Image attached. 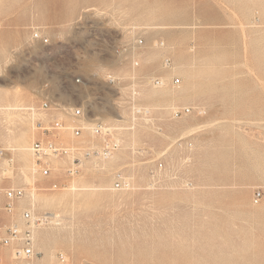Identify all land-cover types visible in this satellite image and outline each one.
I'll return each mask as SVG.
<instances>
[{"label": "rangeland", "instance_id": "1", "mask_svg": "<svg viewBox=\"0 0 264 264\" xmlns=\"http://www.w3.org/2000/svg\"><path fill=\"white\" fill-rule=\"evenodd\" d=\"M57 120L44 176L27 148ZM1 149L0 222L59 220L37 264H264V0H0Z\"/></svg>", "mask_w": 264, "mask_h": 264}, {"label": "built area", "instance_id": "2", "mask_svg": "<svg viewBox=\"0 0 264 264\" xmlns=\"http://www.w3.org/2000/svg\"><path fill=\"white\" fill-rule=\"evenodd\" d=\"M35 38L43 40L45 43L49 41V39L42 37V35L37 31L35 32ZM144 44V38L140 35L137 36L134 43L124 45L122 47L117 48V52L122 55H131L134 49L142 46ZM159 47L164 48L165 43L163 41L159 42ZM131 53V54H130ZM164 66L166 68H170L172 66V59L169 55L164 56ZM133 64L135 66H139L140 62L137 60H133ZM113 82L114 79H111ZM155 85L160 86L161 80L156 78L154 80ZM180 79L176 78L175 83H179ZM44 108L49 107V103L45 102L43 104ZM190 108H184L182 111H175L176 115L180 113H189ZM74 116L82 115V109L78 108L73 113ZM64 126L62 121H56L51 129H46L45 131L50 133V135H54L51 139L46 142L35 141L31 146V151L36 158V167L35 171L42 173L44 176H49L51 174V166L47 158L51 156H57L62 154L63 152H67V149L64 147L63 143L58 141L59 134L58 131ZM93 131L97 135L108 134L110 130L104 125H96L93 128ZM82 128L81 127H73V133L75 136L81 135ZM115 146V144H114ZM110 147L107 145V148ZM5 152L4 149L0 150V155H3ZM9 161H12L10 159ZM78 170L77 166H72L69 168L70 174H74ZM124 177H120L116 182V187H122L124 185ZM54 187H57L55 184ZM25 196V190L21 187L18 188H10L6 191L7 202L5 204V211L7 214L12 215L17 206L15 205V201L21 199ZM261 197V192L258 191L255 195V201L258 202ZM56 215H36L31 209H24L21 213L22 223L17 221L11 222L8 225H5L0 222V244L6 246L10 250V256L8 264H37V257L39 252L36 250L35 244V231L40 228L42 225L50 224L53 220H56ZM60 258L64 259V254L60 253ZM2 262V258L0 257V264Z\"/></svg>", "mask_w": 264, "mask_h": 264}, {"label": "bare ground", "instance_id": "3", "mask_svg": "<svg viewBox=\"0 0 264 264\" xmlns=\"http://www.w3.org/2000/svg\"><path fill=\"white\" fill-rule=\"evenodd\" d=\"M159 44V43H158ZM156 78H154L153 79V83H154V85H155V82H154V80H155ZM161 80V84H160V86H162L163 84H164V81L162 80V79H160ZM155 86H157V85H155ZM147 98H151L153 95H145ZM20 104H9L8 105V107H7V109L9 110V112H11L12 110H17V109H19L20 108ZM33 108V107H32ZM34 124V123H33ZM64 127V126H63ZM62 127V128H63ZM78 127V126H77ZM94 128V127H93ZM108 128V127H107ZM108 130H110V128H108ZM92 132L94 133V131H93V129H92ZM110 133H111V130H110V132H108V134H104V135H110ZM101 136V135H100ZM26 138V136L25 135H20L19 137H18V139H19V141H18V143H19V145L18 146H20L19 148H21V149H23V150H25V147L23 146V144H25V143H21V142H23L24 141V139ZM65 138V135L64 134H62V138L59 136V139H64ZM27 140V139H26ZM28 150H30V148H27ZM26 149V150H27ZM74 149V148H73ZM21 160L23 161V163L25 164V165H28V158H27V154L24 152V153H22L21 154ZM37 165V164H36ZM74 186V188H77L76 187V185L74 184L73 185ZM33 194V193H32ZM56 198V197H55ZM53 200V199H52ZM26 201V200H25ZM53 222H55L56 224H58L59 223V220H54ZM52 222V223H53ZM39 229V228H38ZM37 229V230H38ZM36 230V231H37ZM36 231H35V233H36ZM47 236H48V232H43V234H42V241H45V239H47Z\"/></svg>", "mask_w": 264, "mask_h": 264}]
</instances>
